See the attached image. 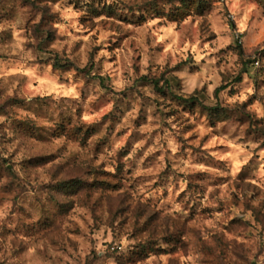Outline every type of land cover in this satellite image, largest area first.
Listing matches in <instances>:
<instances>
[{
  "label": "clouds",
  "instance_id": "1",
  "mask_svg": "<svg viewBox=\"0 0 264 264\" xmlns=\"http://www.w3.org/2000/svg\"><path fill=\"white\" fill-rule=\"evenodd\" d=\"M183 2L96 0L94 7H114L125 23L69 0H0V16L17 13L0 23V33L10 34L0 43V157H12L4 167L15 174L0 169V264H264V148L244 138L247 124L235 123L243 112L264 129V73L259 87L253 79L264 68V0H207L203 15L180 21L144 6L165 13ZM30 12L32 25L55 37L43 52L25 26ZM248 61L251 76L243 71ZM191 99L195 113L185 110ZM217 103L234 114L232 123L213 125L199 106ZM45 105L85 130L99 126L88 141L106 137L98 158L40 121V136L60 159L28 160L39 140L16 135L12 121H36ZM116 176L124 186L108 193L94 219L72 189ZM138 213L151 225L139 239L120 227ZM234 220L238 231L227 227ZM148 241L153 251L138 257V243Z\"/></svg>",
  "mask_w": 264,
  "mask_h": 264
},
{
  "label": "rangeland",
  "instance_id": "2",
  "mask_svg": "<svg viewBox=\"0 0 264 264\" xmlns=\"http://www.w3.org/2000/svg\"><path fill=\"white\" fill-rule=\"evenodd\" d=\"M51 2L55 4L58 2V0H51ZM69 2L73 3L77 9L86 8L91 16L108 15L110 17H115L116 19H124L125 23L131 22L123 18L114 7L105 6L103 8L97 9L96 7H94L96 0H92L91 4H85V5H81L80 0H69ZM144 6L152 8L154 10L155 15L163 14L166 15L169 20H176V21H180L188 15H196V16L203 15L204 12L207 11L209 8L207 0H184L182 8L172 9L165 13H161L160 11H157L156 5L154 4H145ZM44 11H45V17H47V13L48 11H50V9H47L46 7ZM16 15H17L16 11H7L3 16H0V23H3L5 21H13L16 18ZM34 19H35L34 13L32 12L28 13L25 26L31 29L32 34L40 41L38 45V50L43 52L46 50L47 46L54 41L55 37L52 32L43 31L41 25L33 26L32 21ZM82 22L87 23L88 22L87 18H83ZM143 22L144 21L142 19L137 21L138 24H142ZM41 24H43V20ZM117 29L119 30L118 26ZM125 38H126V34H125ZM9 39H10L9 33L7 32L0 33V43H4ZM96 51H98V49H93L92 52L89 53L88 55L90 57H93ZM251 63L253 62L252 61L245 62L243 69V71L249 72L250 76H251V71L249 65ZM56 65H59L57 67L58 70H62L64 68V65L61 64L59 58H57ZM90 70H91V65L89 69H87L86 71H90ZM262 73H264V68L258 69L257 76L253 77V79L257 80L258 87L260 85L258 76ZM145 79L148 78L144 77L143 82L149 83V80H145ZM240 80L241 77L237 76L235 77L234 82L238 83ZM5 103L20 105L22 102L19 100L9 99ZM197 103L198 101L194 103L184 101V104L187 105L185 110L195 113L196 110L195 105ZM199 106L204 112L210 113V121L213 125L217 122H224V121H227L229 123L233 122L234 114L229 112L227 109L223 108L219 103H217L216 107L214 108H208L203 104H200ZM26 110L31 111L32 109L27 108ZM3 111H4L3 106H0V112ZM35 112L37 115L36 121H33L31 119H23V120L14 119L12 121L13 131L16 133V135L18 136L22 135L28 139L39 140V143L34 145L31 149L34 153H36V155L29 156L27 158L28 160H31L34 164H42V163H53L55 160L60 159L59 157H55V154L51 150L50 145L48 141L45 139V137L40 136V130L43 127V125L39 123L40 121L53 122L55 124V128L52 131L55 137L57 138L66 137L69 141L78 142L82 147H91V151L93 152L94 156L98 158L99 153L102 150V146L106 142V137H101L93 141L94 146H90L88 144V141L92 137L98 136V134L101 132V128L99 126L90 127L87 130H85L83 127L74 123L71 117L64 116L62 112L58 116L54 115V111L50 105H45L44 108L42 109H36ZM235 115H236V119H235L236 124H238L240 127H243L245 124H247V127L244 128V132H243L244 138L245 139L251 138L253 142L259 143L260 148H264V129L258 128L256 126L257 122L252 120L251 117L248 116L246 113L240 112ZM105 119H107V117ZM108 131L111 132L112 129L109 128ZM192 139H195V136H193ZM10 142L11 141H9V143ZM194 151H199V149H194ZM14 155L15 153H13V156ZM10 159H12V157H9L8 159H4L3 157H0V169H2L8 175L14 176L15 174L12 172L10 167H4L9 164ZM257 159L258 157H254L252 163H255ZM77 166H79V161H77ZM122 169H123V164H120V168L118 169V171H122ZM253 170L254 169L251 167L246 168L245 173H243L242 176L251 175V172ZM89 174L92 176H96L97 170L94 168L90 169ZM59 179L61 185H63L65 176L62 174ZM221 179L222 178H217L218 181H220ZM123 186H124L123 177L116 176V177H111L110 179L95 180L93 182L92 189H81L79 191L72 189V194L79 199V204L81 207L85 208L87 211L92 212L94 219H99L96 213L99 212L108 204L110 200L108 193L110 191H116ZM191 187L192 186L190 185V188ZM258 194H259V190H254V194L252 198L253 199L256 198ZM183 196L184 194H181L180 198L183 199ZM74 206H75V202H74ZM237 206H239V204H237ZM243 207L248 208L249 204L245 203ZM262 207H264V204H262ZM140 216L141 214L139 213L135 214L131 219V223H129L128 219H125L121 222L120 225L121 228H124L126 226L130 227L134 237L138 239L142 237L144 233L148 231V227L151 226L148 220H146L142 225L140 223ZM258 218H259V213H258ZM146 225L148 227H146ZM241 226L242 225L239 220H234V221H230L227 227L229 230L238 231ZM149 251H153L151 241H148L146 243H138L137 252H136V255L138 257L146 258L147 253Z\"/></svg>",
  "mask_w": 264,
  "mask_h": 264
},
{
  "label": "trees",
  "instance_id": "3",
  "mask_svg": "<svg viewBox=\"0 0 264 264\" xmlns=\"http://www.w3.org/2000/svg\"><path fill=\"white\" fill-rule=\"evenodd\" d=\"M58 64V63H57ZM59 65H55V67L57 68ZM145 80H148V79H145ZM149 82H151V83H156L157 84V91H159V92H163V90L162 89H160L159 87H158V81H149ZM218 95V94H217ZM186 102H190V103H194V102H197L195 99H191V100H188V101H186Z\"/></svg>",
  "mask_w": 264,
  "mask_h": 264
}]
</instances>
